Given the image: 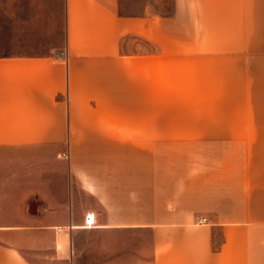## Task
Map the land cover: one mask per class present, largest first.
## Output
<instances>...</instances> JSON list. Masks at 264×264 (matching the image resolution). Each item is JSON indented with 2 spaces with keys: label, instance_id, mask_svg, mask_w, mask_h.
I'll list each match as a JSON object with an SVG mask.
<instances>
[{
  "label": "crops",
  "instance_id": "0c3cea01",
  "mask_svg": "<svg viewBox=\"0 0 264 264\" xmlns=\"http://www.w3.org/2000/svg\"><path fill=\"white\" fill-rule=\"evenodd\" d=\"M174 1L64 0L58 40L30 22L45 0L0 20V264H264V0ZM207 59L230 60L231 107L240 74L256 95L210 146L160 128Z\"/></svg>",
  "mask_w": 264,
  "mask_h": 264
},
{
  "label": "rangeland",
  "instance_id": "374dc122",
  "mask_svg": "<svg viewBox=\"0 0 264 264\" xmlns=\"http://www.w3.org/2000/svg\"><path fill=\"white\" fill-rule=\"evenodd\" d=\"M30 1L31 5L38 4V0H12L10 6L6 2L0 5V20L6 21L8 13H14V20L22 24L23 16L27 13V8L24 3ZM146 0H121V11L128 15H142L144 13V5ZM174 0H162L159 13L161 15H167L172 13L174 9ZM45 11L39 19L37 12H31L30 22L37 29H47V36L52 40H58L64 35V0H45ZM12 18V17H10ZM45 26V27H44ZM63 34V35H62ZM221 44H218L220 46ZM223 51L225 47H229V43H224ZM124 49L127 52H133L138 50H150L152 49L148 39L139 36H131L127 38L124 43ZM154 49V47H153ZM161 49V47L159 48ZM207 74L198 75H175L174 79V91L171 105L167 108L160 107V110L168 109L173 118V123H162L160 128L164 129L169 127L170 130L181 132L182 130L197 131L206 130L208 137L205 141L214 143L218 141L215 139V132H225V126L228 125L225 121L231 113L235 111L239 114L247 113L246 101H250L256 98L255 93L248 92L247 82L242 84V74L239 75L240 86L237 98L239 101V107H231V100L234 96L232 90L233 75L230 72V60H214L207 59ZM222 66V72L220 73L217 67ZM245 76V75H244ZM191 80V83H201V89L187 91L186 82ZM205 87L203 88V86ZM246 87V88H245ZM186 89V90H185ZM201 115V116H199ZM188 116L192 117L191 122L188 121ZM223 121V122H222ZM214 137V138H213ZM194 139V138H192ZM182 141V140H176ZM195 141V140H191ZM225 141V140H223ZM225 146V143L223 144Z\"/></svg>",
  "mask_w": 264,
  "mask_h": 264
},
{
  "label": "built area",
  "instance_id": "2783aa9c",
  "mask_svg": "<svg viewBox=\"0 0 264 264\" xmlns=\"http://www.w3.org/2000/svg\"><path fill=\"white\" fill-rule=\"evenodd\" d=\"M206 221H207V219L204 218V217L200 219V222H206ZM95 222H96L95 215L94 214H89L87 216V219H86V225L87 226H92V225L95 224Z\"/></svg>",
  "mask_w": 264,
  "mask_h": 264
}]
</instances>
